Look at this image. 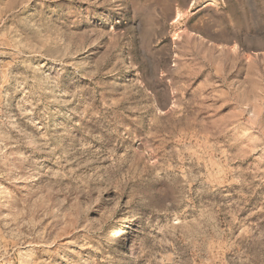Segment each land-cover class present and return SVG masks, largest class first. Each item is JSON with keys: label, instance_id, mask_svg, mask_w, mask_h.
<instances>
[{"label": "rangeland", "instance_id": "rangeland-1", "mask_svg": "<svg viewBox=\"0 0 264 264\" xmlns=\"http://www.w3.org/2000/svg\"><path fill=\"white\" fill-rule=\"evenodd\" d=\"M0 264H264V0H0Z\"/></svg>", "mask_w": 264, "mask_h": 264}]
</instances>
